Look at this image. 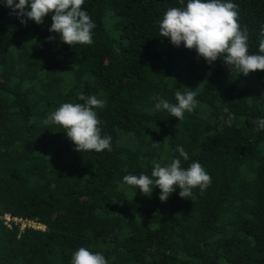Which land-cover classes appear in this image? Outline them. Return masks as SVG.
<instances>
[{"label":"trees","instance_id":"obj_1","mask_svg":"<svg viewBox=\"0 0 264 264\" xmlns=\"http://www.w3.org/2000/svg\"><path fill=\"white\" fill-rule=\"evenodd\" d=\"M187 2L85 0L93 43L71 46L49 31L51 13L22 24L0 0V264H72L80 247L108 264H264V130L251 122L264 118V70L245 76L160 37L166 11ZM231 2L260 54L264 0ZM187 90L198 103L183 120L156 109L153 97L174 104ZM80 93L105 101L95 111L112 151H76L45 122ZM176 158L198 161L210 185L162 202L158 186L149 197L123 180ZM5 213L43 227L6 226Z\"/></svg>","mask_w":264,"mask_h":264},{"label":"clouds","instance_id":"obj_2","mask_svg":"<svg viewBox=\"0 0 264 264\" xmlns=\"http://www.w3.org/2000/svg\"><path fill=\"white\" fill-rule=\"evenodd\" d=\"M84 2L18 0V3H14V0H4V5L11 9L9 14L16 16L22 24H26L29 19L42 24L44 17L51 13L50 32L60 33L61 40L71 46L91 45L95 23L87 11L82 9ZM180 3L183 4L184 0H180ZM29 4L30 10L26 7ZM237 8L238 5L231 0H188L186 7H173L166 11L159 24L160 37L170 38L175 46L183 42L186 48L195 49L198 56L203 57L208 64L222 58L223 63L234 66L245 76L256 70H264V39L259 42L260 54H249L248 33L238 23ZM261 36H264V27L261 28ZM196 96L195 91L187 90L175 92L177 102L174 104L161 97L153 99L157 100L156 109L166 110L171 116L183 120L185 112L191 113L197 107ZM78 100L83 103H63L45 122L61 125L74 142L76 151H112L111 137L101 135L102 122L95 111L104 108L105 101L95 95L85 96L84 93L78 95ZM223 112L227 115H222L220 119L231 126L235 115L227 107ZM251 122L256 132L264 130V118ZM153 147H158V144ZM177 151L184 160L189 159L183 146L178 145ZM123 180L149 197L153 188L158 186L159 198L166 202L177 187L181 198H192L193 189L197 187L203 192L210 185L211 176L198 161H193L188 168H182L181 160L176 158L165 166L156 163L151 177L143 173L130 174L124 176ZM72 264H108V261L103 254L80 247L72 255Z\"/></svg>","mask_w":264,"mask_h":264},{"label":"built area","instance_id":"obj_3","mask_svg":"<svg viewBox=\"0 0 264 264\" xmlns=\"http://www.w3.org/2000/svg\"><path fill=\"white\" fill-rule=\"evenodd\" d=\"M2 219H3V223L6 226H9L10 222H13L15 224H18L20 229L24 227H32V228H42L43 227L35 219L10 216L8 213L3 214Z\"/></svg>","mask_w":264,"mask_h":264}]
</instances>
